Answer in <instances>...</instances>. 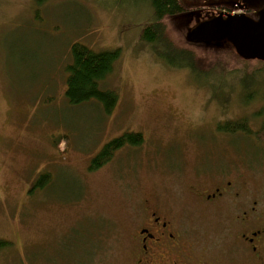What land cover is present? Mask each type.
Masks as SVG:
<instances>
[{
  "label": "rangeland",
  "instance_id": "rangeland-1",
  "mask_svg": "<svg viewBox=\"0 0 264 264\" xmlns=\"http://www.w3.org/2000/svg\"><path fill=\"white\" fill-rule=\"evenodd\" d=\"M198 1L171 18L182 32L230 12L222 3L243 12L255 5ZM153 20L151 0H0V239L12 243L0 264H130L133 210L155 196L195 216L184 226L201 248L239 262L226 255L223 219L230 216L197 210L185 187L204 175L241 176L247 193H262L264 71L255 76L253 62L241 68L198 61L193 72L171 66L153 50L159 43L142 38ZM74 42L121 50L101 82L118 95L112 113L95 100L68 102ZM250 78L258 82L253 97L245 92ZM227 120H245L249 128L223 131ZM127 131L142 133L144 143L91 170L103 146ZM45 172L47 185L33 188Z\"/></svg>",
  "mask_w": 264,
  "mask_h": 264
},
{
  "label": "flooded vegetation",
  "instance_id": "flooded-vegetation-1",
  "mask_svg": "<svg viewBox=\"0 0 264 264\" xmlns=\"http://www.w3.org/2000/svg\"><path fill=\"white\" fill-rule=\"evenodd\" d=\"M260 3L255 0L249 8L252 10L247 11L253 18L264 7L258 9ZM185 188L197 210L217 215L226 212L230 216L223 219L229 238L226 255L239 262H222L210 247L209 253L207 248H201L184 226L195 216L180 213L155 196L143 198L133 210L136 224L127 243L130 264H264V190L247 193L241 176L230 179L225 175L215 176L212 181L204 175Z\"/></svg>",
  "mask_w": 264,
  "mask_h": 264
},
{
  "label": "trees",
  "instance_id": "trees-1",
  "mask_svg": "<svg viewBox=\"0 0 264 264\" xmlns=\"http://www.w3.org/2000/svg\"><path fill=\"white\" fill-rule=\"evenodd\" d=\"M196 1L190 4L183 3L181 0H151L154 9V20L144 27L142 38L151 44L159 43L160 45L152 46L153 50L171 66L188 67L193 72L200 70L198 61L206 63L207 60H212L225 65V67L229 63H236L241 68H246L248 63L253 62L257 63V66H254L256 68L254 75L256 76L259 71L262 73L264 71L263 60L241 56L230 42H228L229 47L223 48L208 41H201L190 36L189 32H182L179 27L171 23V18L192 8ZM221 5L223 6L222 8L230 12L233 11L232 6L225 3ZM188 36L193 39H189ZM158 46L162 51L158 49ZM120 55V49L95 50L80 42H74L71 46L72 60L66 66L68 77L65 95L68 102L72 105H78L95 100L102 105L107 114L112 113L117 105L118 95L114 90L103 89L101 82L113 72L115 63ZM256 78H250L245 81V92L252 94L251 97L257 91L254 87L258 83ZM259 83L261 84L260 81ZM261 97L263 106L260 113L264 119V93H262ZM220 128L223 131L236 132L238 130L247 131L249 127L245 120H227L220 125ZM261 134L264 136V124ZM144 141V136L140 132L127 131L120 136L114 137L92 158L89 168L91 170L99 169L110 162L118 150L127 145L140 146ZM49 177L50 174L48 172L43 173L37 181L39 184H35L33 188L36 186L45 187ZM10 247H12V243L9 240L0 239V252Z\"/></svg>",
  "mask_w": 264,
  "mask_h": 264
},
{
  "label": "water",
  "instance_id": "water-1",
  "mask_svg": "<svg viewBox=\"0 0 264 264\" xmlns=\"http://www.w3.org/2000/svg\"><path fill=\"white\" fill-rule=\"evenodd\" d=\"M257 15L253 18L246 13L221 12L193 28L190 36L230 42L241 56L264 61V7Z\"/></svg>",
  "mask_w": 264,
  "mask_h": 264
}]
</instances>
